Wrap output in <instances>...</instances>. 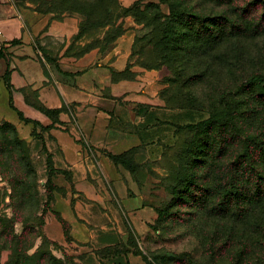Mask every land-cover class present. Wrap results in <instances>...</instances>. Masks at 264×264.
<instances>
[{
  "label": "rangeland",
  "instance_id": "obj_1",
  "mask_svg": "<svg viewBox=\"0 0 264 264\" xmlns=\"http://www.w3.org/2000/svg\"><path fill=\"white\" fill-rule=\"evenodd\" d=\"M117 1L127 11L117 22L122 24L118 37L110 28L79 34L81 17L70 4L11 2L19 12L76 28L73 36L58 40L32 35L24 25L35 74L40 70L51 81L60 76L67 81L69 77L57 71L58 56L79 59L94 52L102 66L86 69L74 82L120 108L112 120L116 126L132 128L134 124L125 122L130 112L133 121L135 112L140 118L143 143L122 155L132 188L117 209L122 220L117 244L96 249L72 238L56 242L47 237V223L57 218L54 198L61 192L52 168L60 163L55 161L56 140L39 121L44 116L35 88L40 80L36 74L37 84L11 88L10 110L0 79V264H236L237 258L241 264H255L257 258L262 264L264 251L255 255L249 250L264 232L255 231L254 220L241 212L245 206L236 207L232 195L230 165L239 146L230 131L203 122L225 100L235 99L237 84L258 72L264 76V0ZM222 16L244 17L257 25L258 34L245 29V36L230 37ZM205 17L211 19L208 30ZM153 30L157 45L144 55L140 49L146 48ZM104 37L112 41L93 42ZM207 37L213 43L206 42ZM19 44L0 41V77L5 80L14 57L10 49ZM91 45L95 47L85 53ZM119 57L127 62L118 72L112 65ZM145 61L149 66H142ZM14 70L23 75L22 68ZM240 98L249 109L261 107L264 113V90H243ZM22 100L31 112L17 109ZM77 109L74 104L66 107L73 127ZM73 133L82 142L76 127ZM84 146L94 166L104 167V151L86 142ZM88 212L93 216L98 210ZM104 238L99 236L101 244ZM237 250L241 252L236 258Z\"/></svg>",
  "mask_w": 264,
  "mask_h": 264
},
{
  "label": "crops",
  "instance_id": "obj_2",
  "mask_svg": "<svg viewBox=\"0 0 264 264\" xmlns=\"http://www.w3.org/2000/svg\"><path fill=\"white\" fill-rule=\"evenodd\" d=\"M24 25L29 26L32 35L53 37L58 40L70 38L76 33V28H71L68 22L56 23L48 16L38 17L30 12H19L11 4L0 5V41L4 38L6 41L19 40L20 42L18 46L10 49L14 55L8 70L12 89L27 84H37V74L40 85L35 88H38L39 100L44 107L56 110L62 105L69 107L74 104L78 108L74 127L82 137V142H78L73 133L74 127L69 125L68 113H61L59 118L61 124H55L50 130L58 146V158L55 161L58 160L60 163L56 164L58 179H54V184L61 192L55 195L54 211L69 225L70 237L74 241L90 244L96 249L110 247L117 244L114 240H118V234L122 232L119 227L122 220L117 209L128 198V191L132 188V175L121 166H116L107 155H120L142 145L140 118L135 112V121H133V113L131 115L130 112L128 121L125 122L134 124L132 128L116 126L112 120L114 117L118 118L120 108L74 82L79 73L96 65L102 66V61H98L99 58L94 52L85 54L79 59L64 56L63 53L58 56L57 71L68 76L67 81L61 76L51 81L42 75L40 70L35 74L37 65L32 59L29 34L23 36ZM19 54L24 57L20 58ZM126 62V58L119 57L112 68L118 72L122 71ZM15 67L22 68L21 77L17 70H14ZM0 79L8 93L10 109L11 94L6 88L4 79L2 77ZM19 82L22 83L21 86ZM18 107L20 111H32L24 100ZM39 121L44 126L52 124L46 116ZM84 142L104 151L106 160L104 167L94 166ZM90 208L97 209L98 213L90 216L88 212ZM46 235L56 242L63 240L62 226L56 218L47 223ZM100 235L105 237L103 244L99 241Z\"/></svg>",
  "mask_w": 264,
  "mask_h": 264
},
{
  "label": "trees",
  "instance_id": "obj_3",
  "mask_svg": "<svg viewBox=\"0 0 264 264\" xmlns=\"http://www.w3.org/2000/svg\"><path fill=\"white\" fill-rule=\"evenodd\" d=\"M57 2L64 6H69L68 4H70L75 10L73 12L77 13V15L81 17L79 34L94 32L105 28H110V30L115 32L117 37L121 34L122 24L120 23V25H117V22L120 18L127 15V11L120 7L117 0H57ZM222 19H225L226 23L230 27V37L237 38L245 36V32H247L245 29L249 30L251 33L258 34L257 25L251 26L250 23L252 21H247L244 17L238 16L236 20H231L226 16H222ZM154 20H152V24L154 23ZM210 21V18L205 17L203 23L206 30H208L206 24ZM210 24L213 25V23ZM111 41L112 38L104 37L101 41L97 39L93 42H98L99 45H106ZM207 41L213 43V40H211L210 37H207L206 42ZM155 45L157 44L153 30L146 43V48L143 47L140 51L144 52V55L146 53H151V51H153V46L155 47ZM161 46L163 45L161 44ZM93 47L95 46L91 45V48L85 51V53L90 52ZM166 47L167 43L164 45V48ZM144 63L147 65L142 64V66H149L148 61H145ZM259 73L260 72H258L256 76L237 84L235 88L237 94L233 97L235 99L232 101L225 100L222 103L221 108L219 107L216 110V113H214L207 121L203 122V124H214L218 130H228L234 135L236 144L239 148L230 165L231 177L233 181V186L231 185V188H233V200L237 208L241 206L247 207H244L241 212H246L248 217L254 220L255 231L264 232V113H262L261 107L256 106L255 109H249L247 106L242 104V101H240L241 92H243V90L246 91L247 89H252V92H254V89L264 90V84H261L264 82V76ZM4 81L7 90L10 92L12 86L10 85L9 77L6 80L4 79ZM180 102L182 104V101ZM13 110L16 111L15 108H13ZM42 113L52 122L51 125L45 126V128L51 130L54 128L55 124H61L57 117L61 113H67L66 105H62L60 109L56 110L47 109L43 106ZM19 145H22V142H19ZM130 151H133V149ZM123 154H109L107 157L116 166H121L131 173L128 169L127 162L122 160ZM221 155L222 153L216 154V161L222 159ZM224 165L225 163L220 164L221 169H223ZM52 170L54 174H58V170L55 168H52ZM242 192L247 193L244 195ZM56 219L62 226L64 240L68 242V240L71 239L69 225L65 223L58 214ZM52 244L55 243L52 242ZM253 244L255 247H252V249L250 248L249 251L251 253L256 255L257 251H264V236L255 237ZM11 250L14 251V249ZM240 252L241 251L237 250V252L234 253L236 258L239 257ZM236 261V264H241V259L237 258ZM260 263L261 261L257 258L255 264ZM263 263L264 259L262 261V264Z\"/></svg>",
  "mask_w": 264,
  "mask_h": 264
},
{
  "label": "built area",
  "instance_id": "obj_4",
  "mask_svg": "<svg viewBox=\"0 0 264 264\" xmlns=\"http://www.w3.org/2000/svg\"><path fill=\"white\" fill-rule=\"evenodd\" d=\"M12 0H0V5L11 4Z\"/></svg>",
  "mask_w": 264,
  "mask_h": 264
}]
</instances>
